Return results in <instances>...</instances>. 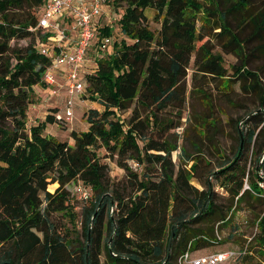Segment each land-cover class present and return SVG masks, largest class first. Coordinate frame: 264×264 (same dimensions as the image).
Returning a JSON list of instances; mask_svg holds the SVG:
<instances>
[{
	"label": "trees",
	"instance_id": "1",
	"mask_svg": "<svg viewBox=\"0 0 264 264\" xmlns=\"http://www.w3.org/2000/svg\"><path fill=\"white\" fill-rule=\"evenodd\" d=\"M45 2L0 0V264H101L102 253V264H177L184 251L199 255L201 248L218 243L215 225H225L228 211L242 202L257 209L264 261V199L240 193L246 151L261 120L249 113L264 106V0H105L121 13L115 25L101 22L102 14L95 21L96 47L90 50L93 42L87 50L90 65L83 72V95L88 92L103 108L83 112L88 127L70 130L72 143L44 133L46 124L55 122V109L26 125L33 87L45 86L42 77L50 63L39 50L42 33L35 28ZM11 8L22 15L15 17ZM148 8L160 20L157 34L148 25ZM105 36L110 51L96 54ZM26 38L23 46L11 43ZM224 54L237 58L231 67L239 93L253 105L235 119L231 157L211 145L205 152L196 144L189 153L168 136L180 118L175 122L161 113L172 104L180 111L174 101L180 100L192 58L197 71L220 79L222 95L233 91ZM129 108L131 116L124 119ZM263 142L261 132L256 151ZM99 148L104 158H116L124 179L110 178ZM176 149L178 163L172 160ZM206 154L222 160L201 180L199 168L212 163ZM73 181L92 191L80 213L70 202L67 185ZM216 185L228 192V205L216 202Z\"/></svg>",
	"mask_w": 264,
	"mask_h": 264
},
{
	"label": "rangeland",
	"instance_id": "2",
	"mask_svg": "<svg viewBox=\"0 0 264 264\" xmlns=\"http://www.w3.org/2000/svg\"><path fill=\"white\" fill-rule=\"evenodd\" d=\"M119 9L121 8L119 7ZM8 11L12 15H15V17H19L23 13L22 10L18 8H11ZM120 13V11H114V9L111 8L108 3H105L100 20L101 22H108L109 24L112 22L115 25L117 24L116 19L119 17ZM145 14L147 16L149 27L154 30L155 34H157L160 28V20L155 19L154 10L151 8L146 9ZM205 39H208V37L206 36L204 40ZM29 41L30 39L26 38L13 40L11 43L14 45L23 46ZM208 43L214 45V38H210ZM95 44L96 43L94 42L91 50L96 47ZM217 49L219 48L214 46L213 50ZM223 58V64L227 71L226 77L233 81L231 82L233 91H231L229 94L222 95V90L220 89V79L216 78L214 80L211 75H203V73L197 71L192 58L186 69V76L183 79L181 87L178 91L180 100L178 99V101H174L175 105H179L180 111L177 112L176 107H174L172 104L171 107L168 108L167 112L161 113L162 116H160V118L172 117L175 122L178 118H180V126L175 129H169L168 136L170 137L171 141L176 139L177 144L183 146L189 153L195 151L194 145L196 144L205 152L207 149L206 146L211 145L212 149L220 148V154L224 155L225 157H231V151L236 145L235 140L237 133L235 130V119L243 115L245 111L251 105H253L244 96V94L239 93L240 80H237L235 74L233 73L234 69L231 67L232 64L237 63V58L233 54H224ZM33 88L35 92L32 95V103L29 105L27 110V127L33 123L41 121L43 116L53 111V109L60 110L63 106V98L61 96H51L44 87L39 85H35ZM93 102H96V104ZM90 105H92L91 107L97 106L100 110L103 108V106L97 101H92L89 98L88 92H86L84 95H81L80 99L75 98L74 117L72 121L60 124L51 123V125L48 127V132H45V134L50 136V132L54 133L56 138L60 140H69L70 129L82 131V125L85 124L82 115L83 112H85L90 107ZM131 107H133V105ZM169 111L175 114L171 115ZM140 112L143 113L144 110L141 109ZM176 113H179L180 117L177 116ZM130 116L131 108L124 112V119H128ZM98 151L101 156V161L108 164L110 178L112 180L124 179L125 172L116 165V158H104V156L107 154L103 148H99ZM178 155L179 149H176V151L172 152V160L175 163L179 162ZM205 157L212 161V163L208 167L199 168L201 180H203V178L208 175L206 173L207 169L212 168L215 163H218L220 160H222L219 157L211 154H206ZM140 170L141 167L139 166L138 171ZM191 181L197 188H202V183L197 179L194 178ZM76 184V181L70 182L67 185V188L70 191V202L74 207V211H76V213H80L84 202L83 199L79 198L78 194L74 190ZM216 202H218L220 205H228V192L218 191L216 194ZM256 212L257 209L248 207L244 202H242L235 209L233 208L231 211H228V216L230 217L227 220V223L222 226H218L216 224L214 227L215 236L219 242L201 248L196 252V254L204 255L230 248L236 250L245 249L246 252L240 255V257L228 260L223 264H264L261 253L258 252L259 246L257 245V236L260 230L258 228L259 218H257ZM59 214H55V216L61 217V214ZM64 221L70 226L71 223L69 222L67 216L64 217ZM79 227L80 226L78 224L77 228ZM230 233L231 236H228ZM103 260L104 254L102 253L100 255L101 264L103 263Z\"/></svg>",
	"mask_w": 264,
	"mask_h": 264
},
{
	"label": "built area",
	"instance_id": "3",
	"mask_svg": "<svg viewBox=\"0 0 264 264\" xmlns=\"http://www.w3.org/2000/svg\"><path fill=\"white\" fill-rule=\"evenodd\" d=\"M105 3V0H46L40 12L35 28H40L42 34L38 37L37 43L40 52L50 59L42 77L44 88L51 96H57L61 89L66 93L62 108L54 113L55 124L72 121L75 98L84 93L83 72L89 64L86 53L96 39L95 21L102 14ZM44 34H47V40H43ZM110 42L109 36L101 38L95 49L96 54L100 51H110ZM254 114H260L261 120L254 130L246 151V174L240 193L246 190L251 195L264 199V142L256 151L259 134L264 132V106L249 113L250 116ZM244 120L245 117L239 122V128ZM248 125H244L243 129L246 130ZM136 165L134 163V167ZM74 190L83 200L92 194L91 189L81 182L75 185ZM214 190L217 193L225 191L219 185H216ZM245 252V249L230 248L194 255L186 250L179 255L177 264H223Z\"/></svg>",
	"mask_w": 264,
	"mask_h": 264
},
{
	"label": "crops",
	"instance_id": "4",
	"mask_svg": "<svg viewBox=\"0 0 264 264\" xmlns=\"http://www.w3.org/2000/svg\"><path fill=\"white\" fill-rule=\"evenodd\" d=\"M71 36L72 37H74V34H72L71 33ZM91 48V47H90ZM91 50V49H90ZM58 80H59V82H61V79L60 78H58ZM57 96H61L62 98H63V100H64V98H65V96H66V93H65V90L64 89H61L60 90V92L57 94ZM76 98H79L80 99V96H77ZM94 103V102H93ZM94 104H96V102L94 103ZM92 105H90V107H91ZM94 107H96V108H99V107H97V106H94ZM44 119V116H43V118L41 119V120H43ZM85 124L84 125H82V128H81V130H86L87 129V127H88V125H87V123L86 122H84ZM49 125H51V124H46V126H45V129H44V133L45 132H48V127H49ZM71 130V129H70ZM49 135L50 136H54V137H56V135L54 134V133H50L49 132ZM70 143L72 142V139L69 137V140H68Z\"/></svg>",
	"mask_w": 264,
	"mask_h": 264
},
{
	"label": "water",
	"instance_id": "5",
	"mask_svg": "<svg viewBox=\"0 0 264 264\" xmlns=\"http://www.w3.org/2000/svg\"><path fill=\"white\" fill-rule=\"evenodd\" d=\"M240 150H241V146H240V149H239V152L237 153V155L240 153ZM235 160V159H234ZM216 172V171H215ZM4 264H8V263H4Z\"/></svg>",
	"mask_w": 264,
	"mask_h": 264
}]
</instances>
